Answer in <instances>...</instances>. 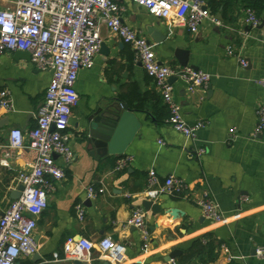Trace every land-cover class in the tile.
Wrapping results in <instances>:
<instances>
[{
    "label": "crops",
    "instance_id": "obj_1",
    "mask_svg": "<svg viewBox=\"0 0 264 264\" xmlns=\"http://www.w3.org/2000/svg\"><path fill=\"white\" fill-rule=\"evenodd\" d=\"M204 1L210 18L195 34L175 19L161 20L132 2L118 1L123 23L149 41L159 63L181 68L174 52L186 50L189 67L210 76L206 87L193 92L179 79L171 81L184 120L205 123L196 140L156 120L152 108L157 101L168 114L159 90L131 47L102 28L93 67L81 69L75 82L78 103L66 130L73 159L65 163L55 156L64 177L51 180L54 190L47 196V208L36 218L37 252L21 257L17 264L35 255L39 259L33 264H75L76 260L64 259L66 239L96 244L107 237L125 246L126 260L121 264H170L171 253L175 264H264L256 253L264 249V132L252 137L256 110L264 105V89L258 84L264 79V0H225L228 5L215 12L208 7L211 0ZM8 7V2L0 0V9ZM247 7L260 21L255 28L244 23ZM239 58L246 59V68L240 66ZM51 78L52 72L38 71L26 53L0 55V92L8 91L11 100L10 111L0 110V217L18 193V173L29 171L33 163L35 153L26 135L36 125L37 109ZM132 85L144 103L141 110H130L140 123L134 138L119 157L89 155L82 143L87 116L98 108L135 105ZM12 129L23 132L24 149L8 147ZM197 147L205 149L199 161L194 154ZM126 157L130 158L127 166L116 171L117 161ZM150 170L160 182L173 176L186 185L179 196L153 200L162 210L157 215L142 206ZM89 186L105 191L88 199ZM205 191L227 217L225 223L203 217L197 201ZM77 204L85 208L83 222L76 219ZM137 207L146 212L147 249L141 233L127 224ZM106 263L97 249L89 261L82 262Z\"/></svg>",
    "mask_w": 264,
    "mask_h": 264
},
{
    "label": "built area",
    "instance_id": "obj_2",
    "mask_svg": "<svg viewBox=\"0 0 264 264\" xmlns=\"http://www.w3.org/2000/svg\"><path fill=\"white\" fill-rule=\"evenodd\" d=\"M5 1L10 7L0 9V55L5 52H27L38 71L52 72L44 99L37 109L36 125L26 135L29 148L35 153L33 163L29 171L18 173L17 183L23 190L0 217V264H17L21 257H30L37 252V244L33 239L36 218L47 208V196L54 190L51 180L64 177L62 168L55 162V156L61 157L65 163L73 159L66 130L72 109L78 103L75 82L81 69L93 67L101 44L102 28L109 30L135 52L137 61L154 82L168 109L165 124L192 142L205 123L199 121L188 124L184 120L181 106L173 98V86L169 78L179 79L188 92H193L199 87H206L210 76L189 66L174 69L159 63L149 41L123 23V9L119 0ZM124 1L134 3L158 19H175L192 34L197 33L201 24L210 18L204 0ZM244 13L246 25L255 28L260 24L252 8L247 7ZM227 53L232 55V49L228 48ZM239 63L242 68L248 65L243 58H239ZM258 84L264 89V79L259 80ZM0 110H11V100L6 90L0 92ZM263 132L264 105H261L256 110L252 137L256 139ZM159 144H162L161 141ZM8 147L13 150L25 148L24 134L20 129L10 131ZM204 153V148H194L198 161ZM129 161L127 157L119 159L115 170L123 169ZM185 190L186 185L181 179L169 176L160 182L155 171L150 170L143 196L153 201L162 195L179 196ZM104 191L102 187L89 186L85 194L88 199H95ZM197 206L208 221H227L209 191L204 192ZM75 215L79 222L84 221L85 208L81 204L75 206ZM127 224L141 233L143 248L147 249L150 233L145 210L142 207L134 208ZM94 249L110 264H121L126 260L125 246L109 237L96 244L82 238H68L63 244V256L65 260L87 262ZM256 253L259 258H264V249H257ZM170 264H175L174 260H170Z\"/></svg>",
    "mask_w": 264,
    "mask_h": 264
},
{
    "label": "water",
    "instance_id": "obj_3",
    "mask_svg": "<svg viewBox=\"0 0 264 264\" xmlns=\"http://www.w3.org/2000/svg\"><path fill=\"white\" fill-rule=\"evenodd\" d=\"M18 53H26L29 55L27 52ZM174 56L181 68L189 66L188 51L176 49ZM173 80H175V77H170L169 83ZM139 126L140 123L134 113L125 109L122 105L98 108L86 118V124L82 135L84 149L89 155H94L97 159L106 156L119 157L125 152L127 146L139 129ZM22 190L23 187L19 185L18 193L16 196L12 197L13 200L19 198ZM87 202L89 203V201ZM142 206L146 211H151L154 215L162 211L161 208L151 200H144ZM174 258V253H171L169 255V260ZM37 259H39V257L35 255L31 261H26L23 264H33ZM75 264H82V262L77 261Z\"/></svg>",
    "mask_w": 264,
    "mask_h": 264
},
{
    "label": "trees",
    "instance_id": "obj_4",
    "mask_svg": "<svg viewBox=\"0 0 264 264\" xmlns=\"http://www.w3.org/2000/svg\"><path fill=\"white\" fill-rule=\"evenodd\" d=\"M228 5V2L225 0H211L210 2H208V7L210 8V10L212 12H215L219 7L225 8ZM132 89L130 91V93L132 94V101L135 100L136 104L132 105V103H127L126 101V108L128 110H141L143 108V100L140 99V95L138 93L137 87H135V85L131 86ZM130 94V95H131ZM153 109V113L156 117L157 121H162L165 120L168 116V114L166 115V112L164 113L163 110L165 109V107H158V101L157 104L154 105Z\"/></svg>",
    "mask_w": 264,
    "mask_h": 264
}]
</instances>
